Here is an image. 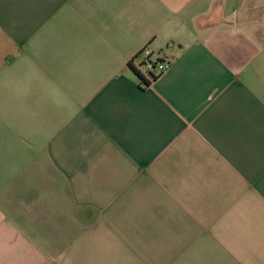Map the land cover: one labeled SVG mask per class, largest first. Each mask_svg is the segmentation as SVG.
Listing matches in <instances>:
<instances>
[{
    "label": "crops",
    "instance_id": "0c3cea01",
    "mask_svg": "<svg viewBox=\"0 0 264 264\" xmlns=\"http://www.w3.org/2000/svg\"><path fill=\"white\" fill-rule=\"evenodd\" d=\"M0 264H264V0H0Z\"/></svg>",
    "mask_w": 264,
    "mask_h": 264
},
{
    "label": "built area",
    "instance_id": "2783aa9c",
    "mask_svg": "<svg viewBox=\"0 0 264 264\" xmlns=\"http://www.w3.org/2000/svg\"><path fill=\"white\" fill-rule=\"evenodd\" d=\"M130 63L141 76L152 82L169 68L171 59L163 52H154L145 46L135 54Z\"/></svg>",
    "mask_w": 264,
    "mask_h": 264
},
{
    "label": "trees",
    "instance_id": "16d2710c",
    "mask_svg": "<svg viewBox=\"0 0 264 264\" xmlns=\"http://www.w3.org/2000/svg\"><path fill=\"white\" fill-rule=\"evenodd\" d=\"M129 67H131V69L138 75V77H139V79L141 80V83L143 84V85H148L149 84V82H148V80H146L143 76H141L140 75V73H138V71H136L135 69H134V67L131 65V63L129 62Z\"/></svg>",
    "mask_w": 264,
    "mask_h": 264
}]
</instances>
